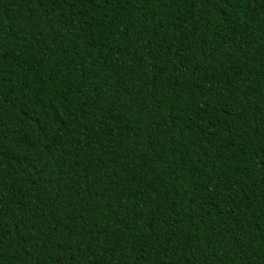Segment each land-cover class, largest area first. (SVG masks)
Returning a JSON list of instances; mask_svg holds the SVG:
<instances>
[{
  "label": "trees",
  "instance_id": "1",
  "mask_svg": "<svg viewBox=\"0 0 264 264\" xmlns=\"http://www.w3.org/2000/svg\"><path fill=\"white\" fill-rule=\"evenodd\" d=\"M0 264H264V0H0Z\"/></svg>",
  "mask_w": 264,
  "mask_h": 264
}]
</instances>
